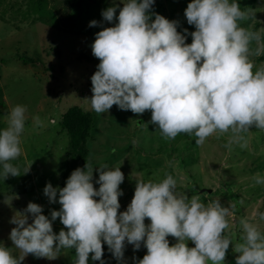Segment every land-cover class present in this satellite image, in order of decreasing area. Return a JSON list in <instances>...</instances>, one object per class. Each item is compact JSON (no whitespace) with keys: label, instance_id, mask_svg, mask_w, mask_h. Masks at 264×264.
I'll return each mask as SVG.
<instances>
[{"label":"clouds","instance_id":"9594fccd","mask_svg":"<svg viewBox=\"0 0 264 264\" xmlns=\"http://www.w3.org/2000/svg\"><path fill=\"white\" fill-rule=\"evenodd\" d=\"M122 2L118 16L119 5L102 10L103 21L118 22L97 32L91 45L100 61L91 76L93 111L108 113L113 105L135 114L150 110V123L166 139L184 133L194 135L197 145L214 133L231 131L234 135L225 145L230 148L253 126L264 130V65L253 71L250 60V44L259 42L261 34L241 26L253 14L242 10L238 0H190L184 15L195 26L192 32H180L177 20L150 11L155 0ZM101 23L93 19L89 27ZM189 35L191 43L186 42ZM26 113V106H14L7 127L0 129L4 180L21 175L11 161L22 155ZM33 120L39 126V117ZM98 171L94 181V168L86 163L72 171L64 187L48 182L44 195L62 206L50 216L36 202L15 212L9 239L20 254L0 243V264H22L29 254L55 260L73 248L74 264H89L90 255L106 264L104 244L118 264H128V244L134 251L147 249L142 259L132 258L135 264H225L233 243L226 230L234 206L218 199L206 204L197 195L179 192L177 179L168 174L158 182L138 180L121 212L125 174L121 167L106 164ZM254 180L264 184V176L257 174ZM11 202L5 197V203ZM57 218L64 225L58 233L53 228ZM240 224L243 242L234 243L236 264H264V231L247 218ZM169 236L176 238L171 246Z\"/></svg>","mask_w":264,"mask_h":264},{"label":"rangeland","instance_id":"374dc122","mask_svg":"<svg viewBox=\"0 0 264 264\" xmlns=\"http://www.w3.org/2000/svg\"><path fill=\"white\" fill-rule=\"evenodd\" d=\"M189 2L155 0L150 11L177 20L178 31L188 29L192 32L191 27L195 30V26L189 25L184 15ZM238 2L242 10L253 14L241 21V26L249 31L256 29L261 34L259 42L253 40L250 44L255 51L260 50L258 55L252 50L250 56L255 71L264 65V60L260 59L264 55V0H254L247 6H243L246 0ZM115 5H119L118 16L124 6L122 0L84 3L82 14L74 16L70 22L73 10L68 0H48L44 15L35 14L31 9L28 11L30 0H0V129L7 127L8 114L14 106L19 104L27 108L21 136L22 155L11 161L21 175L9 176L6 180L0 177V243L12 247L14 254H20L9 239L15 227L9 221L29 202L42 205L44 214L49 216L53 209L62 207L59 203L49 202L44 188L48 182L61 187L63 172L72 165L69 137L62 130L59 118L77 105L85 111H92L97 119L93 137L88 142V159L94 168V181L98 179L100 165L106 164L112 169L121 167L125 174L120 185L124 194L120 197L119 211L127 209L138 180L158 182L171 174L177 179L179 192L190 197L197 195L206 204L218 199L225 206H234L226 230L233 243L227 251L225 264H236L239 253L234 251V243L243 242L240 221L247 218L264 231V220L260 219L264 213V184H257L254 180L257 174L264 176V130L253 126L241 133L243 139L234 141L230 148L225 145L234 135L231 131L214 133L202 145H197L194 135L184 133L175 139H166L150 123V110L135 114L113 105L108 113L93 111L90 104L93 95L91 76L100 61L93 56L91 45L97 32L118 22L103 21L102 17V10ZM93 19L102 23L89 27ZM78 28L83 30L82 34H76ZM186 42H192L190 35ZM81 53L93 58L81 60ZM19 55L32 57L35 64L23 63ZM37 116L39 126L33 120ZM259 164L263 167L259 168ZM77 167H84L82 161L77 162ZM94 186L99 187L95 183ZM5 197L9 203L13 198L11 206L5 203ZM145 223L149 224L150 220L146 218ZM53 228L57 233L64 228L59 218L53 222ZM168 239L170 246L176 243V238L169 236ZM188 243L190 247L194 246L193 242ZM146 252L144 247L134 251L128 244L125 260L128 264H135L132 258L142 259ZM75 254L74 248L62 252L55 260L29 254L22 264H74Z\"/></svg>","mask_w":264,"mask_h":264},{"label":"trees","instance_id":"16d2710c","mask_svg":"<svg viewBox=\"0 0 264 264\" xmlns=\"http://www.w3.org/2000/svg\"><path fill=\"white\" fill-rule=\"evenodd\" d=\"M48 0H30V8H28V11L30 12V9L35 14L44 15L46 11V5ZM88 2H96V0H68V3H70L72 7V14L71 18H69V21H72V18L74 16L78 17L83 12V4ZM254 2V0H246L244 2L243 6L251 5ZM156 13L155 11H153ZM28 14L25 13V16ZM50 17L53 19V15L50 14ZM4 19L7 20V18L4 17ZM154 19V16H153ZM53 23H56L54 20ZM20 25V24H19ZM21 26V25H20ZM18 27V25H16ZM100 28V27H99ZM191 31H195L194 27H191ZM257 30L254 29L251 32H256ZM83 30H80L78 28V32L76 34H82ZM89 34V33H88ZM264 38V34H263ZM251 51L253 50V53H255V48L250 45ZM79 58L82 60L84 58L92 59L93 57L87 56L85 53H81ZM260 59L264 60V55L260 57ZM19 60H21L23 63H32L35 64V61L32 57L22 56L19 55ZM0 79H1V73H0ZM59 122L61 124L62 130L65 131L68 134L69 137V149L70 153L72 154L71 163L72 165L69 166L64 172H63V182L61 185V188L66 185V181L68 177L71 175L72 171L75 170L77 167V162L82 161L83 166L86 165V163H90L88 157H89V148H88V142L89 139L93 137V128L96 124L95 115L92 111H85L80 106H73L69 108L62 116L59 118ZM259 168L263 167V164L258 165ZM104 259L106 261V264H118L117 260L112 256L111 252L108 251V247L104 244ZM89 264H100L99 261H92L91 255L89 258Z\"/></svg>","mask_w":264,"mask_h":264},{"label":"water","instance_id":"95a60500","mask_svg":"<svg viewBox=\"0 0 264 264\" xmlns=\"http://www.w3.org/2000/svg\"><path fill=\"white\" fill-rule=\"evenodd\" d=\"M208 191H211V190H208Z\"/></svg>","mask_w":264,"mask_h":264}]
</instances>
